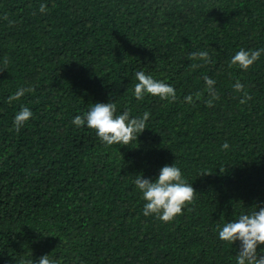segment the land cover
<instances>
[{
  "label": "trees",
  "instance_id": "trees-1",
  "mask_svg": "<svg viewBox=\"0 0 264 264\" xmlns=\"http://www.w3.org/2000/svg\"><path fill=\"white\" fill-rule=\"evenodd\" d=\"M241 47H264V0H0V264H235L217 225L264 206V54L241 70ZM201 50L209 63L190 59ZM137 71L176 100L138 101ZM96 102L150 112L148 129L106 146L72 124ZM22 106L34 115L16 132ZM174 162L193 202L169 223L145 217L135 175Z\"/></svg>",
  "mask_w": 264,
  "mask_h": 264
},
{
  "label": "clouds",
  "instance_id": "clouds-1",
  "mask_svg": "<svg viewBox=\"0 0 264 264\" xmlns=\"http://www.w3.org/2000/svg\"><path fill=\"white\" fill-rule=\"evenodd\" d=\"M48 6L41 3L39 11L47 14ZM264 54V47L258 49H246L241 47L230 60V66L234 65L241 70H248ZM190 59H199L204 63L210 62V54L207 51H198L190 54ZM199 65H193L198 67ZM136 83L134 84L133 95L138 101L146 96L159 97L160 100L169 102L177 98L176 89L162 80L156 79L145 71L135 73ZM210 99L207 101L211 106L219 99L216 92V81L211 77H204ZM243 84L237 81L233 88L237 92L243 91ZM30 91L28 88H18L17 91L7 98L8 103L18 101ZM250 97L245 94L241 103ZM186 103L194 101L193 95L184 97ZM32 110L22 106L13 117V129L20 132L31 118ZM150 112L145 111L142 115L131 116L128 111L117 112L116 104L113 102L92 103L82 115H76L72 124L76 128L87 127L95 131L96 136L106 146L131 145L140 135L148 129L147 124ZM228 142L221 145L222 150H228ZM133 183L143 200V215L155 217L164 223L175 220L183 214L187 205L194 200L195 189L183 175L182 170L174 162L160 168L159 174L153 179L145 177L143 173L134 177ZM258 207V210H257ZM217 237L223 242L234 245L238 242V251L234 257L235 264H264V206H255L253 210L241 212L236 219L225 220L217 225ZM29 264H56L49 255H44L36 261H29Z\"/></svg>",
  "mask_w": 264,
  "mask_h": 264
}]
</instances>
